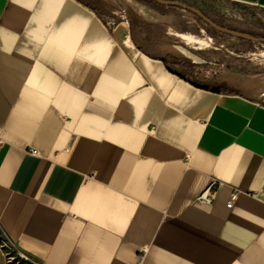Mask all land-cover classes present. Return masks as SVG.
I'll use <instances>...</instances> for the list:
<instances>
[{
    "label": "crops",
    "instance_id": "crops-1",
    "mask_svg": "<svg viewBox=\"0 0 264 264\" xmlns=\"http://www.w3.org/2000/svg\"><path fill=\"white\" fill-rule=\"evenodd\" d=\"M106 12L0 0V264H264V89L195 84Z\"/></svg>",
    "mask_w": 264,
    "mask_h": 264
},
{
    "label": "rangeland",
    "instance_id": "rangeland-1",
    "mask_svg": "<svg viewBox=\"0 0 264 264\" xmlns=\"http://www.w3.org/2000/svg\"><path fill=\"white\" fill-rule=\"evenodd\" d=\"M103 14L106 8L133 17L132 36L140 49L163 58L195 84L225 91L264 89V52L252 41L220 33L193 14L149 0H84ZM203 10L226 28L258 37L264 48V8L220 0H177ZM203 25H206L204 29Z\"/></svg>",
    "mask_w": 264,
    "mask_h": 264
},
{
    "label": "water",
    "instance_id": "water-1",
    "mask_svg": "<svg viewBox=\"0 0 264 264\" xmlns=\"http://www.w3.org/2000/svg\"><path fill=\"white\" fill-rule=\"evenodd\" d=\"M149 1H152L156 4L166 5V6L185 10V11L193 14L194 16L198 17L204 24L208 25L209 27H211L212 29H214L220 33H224V34L235 36V37H242V38L249 39L250 41H252L254 43V45L257 47V49L264 52V48L261 47V45L258 41V37L256 35L250 34V33L244 32V31L232 30V29L226 28L224 26H221L219 24H216L214 21H212L210 18H208L206 15H204L200 9H198L196 7L190 6L186 3H183V2H180L177 0H149Z\"/></svg>",
    "mask_w": 264,
    "mask_h": 264
},
{
    "label": "built area",
    "instance_id": "built-area-1",
    "mask_svg": "<svg viewBox=\"0 0 264 264\" xmlns=\"http://www.w3.org/2000/svg\"><path fill=\"white\" fill-rule=\"evenodd\" d=\"M33 153L35 152L34 150L32 151ZM237 191H232L225 203L226 207H231L235 197H236ZM214 195V181L210 182L209 185L197 196V199L199 201L205 202V203H210L213 199ZM1 243L4 245V247L7 249V254H8V260L9 262H12L16 260L17 255V249L15 248V245L11 239L5 235V233H2L1 236ZM30 260V259H29ZM36 264L35 262H33Z\"/></svg>",
    "mask_w": 264,
    "mask_h": 264
},
{
    "label": "trees",
    "instance_id": "trees-1",
    "mask_svg": "<svg viewBox=\"0 0 264 264\" xmlns=\"http://www.w3.org/2000/svg\"><path fill=\"white\" fill-rule=\"evenodd\" d=\"M82 1H84V0H82ZM85 2V1H84ZM86 4H88V5H90L88 2H85ZM153 4H154V6L156 5V3H154L153 2ZM201 12L204 14V15H206L207 16V14L203 11V10H201ZM194 16V15H193ZM194 17H196V16H194ZM207 17H209V16H207ZM216 24H219L217 21H215V20H213ZM220 25V24H219ZM206 25H203V27H204V29H206V27H205ZM161 60L163 61V62H165L164 61V59L163 58H161ZM212 90L213 91H220L219 89H216V88H212Z\"/></svg>",
    "mask_w": 264,
    "mask_h": 264
}]
</instances>
